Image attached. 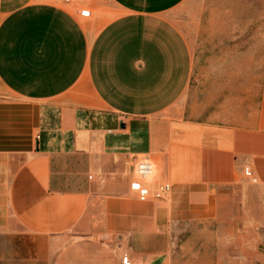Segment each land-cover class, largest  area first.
<instances>
[{"label":"crops","instance_id":"crops-1","mask_svg":"<svg viewBox=\"0 0 264 264\" xmlns=\"http://www.w3.org/2000/svg\"><path fill=\"white\" fill-rule=\"evenodd\" d=\"M184 2L0 0V264L264 262V93L227 126L166 115L193 65ZM134 157L165 200L131 193Z\"/></svg>","mask_w":264,"mask_h":264},{"label":"rangeland","instance_id":"rangeland-1","mask_svg":"<svg viewBox=\"0 0 264 264\" xmlns=\"http://www.w3.org/2000/svg\"><path fill=\"white\" fill-rule=\"evenodd\" d=\"M174 16L193 65L185 93L166 115L221 126L254 118L264 93V0H185ZM5 92L0 82V95ZM229 249L237 248L212 245L208 252L229 258ZM182 259L177 264H229L190 254Z\"/></svg>","mask_w":264,"mask_h":264},{"label":"built area","instance_id":"built-area-1","mask_svg":"<svg viewBox=\"0 0 264 264\" xmlns=\"http://www.w3.org/2000/svg\"><path fill=\"white\" fill-rule=\"evenodd\" d=\"M69 2L70 0H66ZM80 16L90 18L91 11L84 9L80 11ZM134 179L130 182V191L135 198L141 203H147L152 200H165L171 192V186L168 183L157 184L152 181L155 174V165L148 157H134ZM246 178L253 184L258 183V178L252 169L248 166L244 170ZM122 264H133L128 255H123L121 258Z\"/></svg>","mask_w":264,"mask_h":264}]
</instances>
